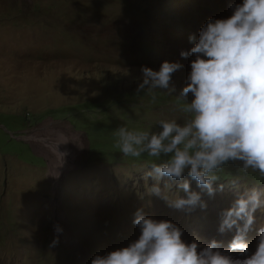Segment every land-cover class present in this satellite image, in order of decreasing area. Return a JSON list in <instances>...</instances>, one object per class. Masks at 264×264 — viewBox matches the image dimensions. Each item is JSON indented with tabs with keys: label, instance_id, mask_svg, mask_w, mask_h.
Listing matches in <instances>:
<instances>
[{
	"label": "rangeland",
	"instance_id": "obj_1",
	"mask_svg": "<svg viewBox=\"0 0 264 264\" xmlns=\"http://www.w3.org/2000/svg\"><path fill=\"white\" fill-rule=\"evenodd\" d=\"M201 1L0 0V264H91L138 239L140 208L180 227L187 243L197 236L201 246L229 245L232 233L218 231L221 213L238 193L264 188V175L229 161L215 173L212 196L186 171L181 181L164 177L168 200L187 198L178 187L187 180L206 205L178 210L145 179L168 156L112 157L106 149L119 148L121 126L151 133L162 120L190 118L184 107L194 97H177L191 68L175 58L201 23ZM167 49L182 64L169 82L175 91L137 94L141 67L159 71ZM255 215L264 226V209Z\"/></svg>",
	"mask_w": 264,
	"mask_h": 264
},
{
	"label": "clouds",
	"instance_id": "obj_2",
	"mask_svg": "<svg viewBox=\"0 0 264 264\" xmlns=\"http://www.w3.org/2000/svg\"><path fill=\"white\" fill-rule=\"evenodd\" d=\"M231 2L235 4L220 5L204 25L189 30L188 45L175 58H186L191 68L177 97L184 101L190 93L194 97L184 107L190 118L183 125L162 120L159 132L123 126L116 130L117 146L125 156L169 157L151 164L145 179L155 181L152 195L178 210L206 205L200 193L190 191L187 180L178 185L187 198L168 200L159 186L164 177L181 181L187 170L197 186L212 196L213 182L218 179L215 173L229 161H241L245 171L264 175V0ZM169 58V49L159 55L155 64L161 66L159 71L141 67L143 82L137 94L168 89L166 94L172 95L175 88L169 82L182 64ZM219 187L222 191L223 185ZM262 196L264 188L252 187L238 193L231 207L221 213L219 233H232L229 245L224 246L216 239L201 246L197 236L187 243L183 230L173 222L156 220L145 215L143 208L137 209L133 224L140 230L138 239L106 255L97 254L91 264H264V226L256 227L255 215L264 209ZM55 231L62 229L57 225ZM253 231L257 235L247 242ZM57 242L58 238L53 244ZM232 252L244 258H234Z\"/></svg>",
	"mask_w": 264,
	"mask_h": 264
},
{
	"label": "trees",
	"instance_id": "obj_3",
	"mask_svg": "<svg viewBox=\"0 0 264 264\" xmlns=\"http://www.w3.org/2000/svg\"><path fill=\"white\" fill-rule=\"evenodd\" d=\"M216 0H202L200 3H199V12H198V15L197 17H201L202 16V20H201V23L202 25L205 24V22L209 19V18H212L211 16L214 14L215 10H218V7L222 4H225V3H228L230 2L229 5H234L235 3H232L231 0H220L218 3L214 4ZM65 35H60L58 36V41L61 42V40L63 39ZM109 89V86L108 84L105 82L104 83V86H103V90H102V93L106 90ZM113 136V134H112ZM106 149H109L107 150V153L108 154H112L114 151L115 152H118L119 154L122 153L120 151L119 148H117L116 146H113L111 148H106ZM112 157H114V153L111 155ZM142 160V159H140ZM166 160H163V162H166ZM225 165H222L221 168H223ZM187 172V170H186ZM217 172H219V174L221 173V169L217 170ZM188 173V172H187ZM214 231V230H213Z\"/></svg>",
	"mask_w": 264,
	"mask_h": 264
},
{
	"label": "bare ground",
	"instance_id": "obj_4",
	"mask_svg": "<svg viewBox=\"0 0 264 264\" xmlns=\"http://www.w3.org/2000/svg\"><path fill=\"white\" fill-rule=\"evenodd\" d=\"M81 251H84V250H81ZM242 258H244V257H242ZM242 258H241V259H242Z\"/></svg>",
	"mask_w": 264,
	"mask_h": 264
}]
</instances>
